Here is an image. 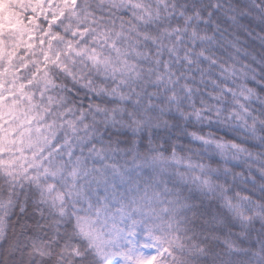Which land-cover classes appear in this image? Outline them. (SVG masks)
I'll return each mask as SVG.
<instances>
[{
	"label": "snow or ice",
	"instance_id": "obj_1",
	"mask_svg": "<svg viewBox=\"0 0 264 264\" xmlns=\"http://www.w3.org/2000/svg\"><path fill=\"white\" fill-rule=\"evenodd\" d=\"M0 264H264V0H0Z\"/></svg>",
	"mask_w": 264,
	"mask_h": 264
}]
</instances>
